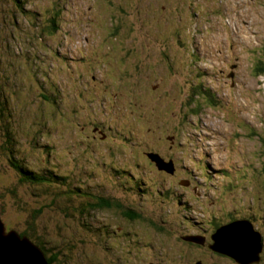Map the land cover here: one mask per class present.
<instances>
[{
    "label": "rangeland",
    "instance_id": "rangeland-1",
    "mask_svg": "<svg viewBox=\"0 0 264 264\" xmlns=\"http://www.w3.org/2000/svg\"><path fill=\"white\" fill-rule=\"evenodd\" d=\"M53 3L62 10V22L54 42L47 43L67 58L58 67L52 51L53 57L38 59L39 48L49 50L33 41L39 32L24 18L14 17L20 30L6 27L8 8L0 0V85L9 78L11 55L19 60L27 53L42 65L53 61L52 81L65 93L62 100L72 103L71 120L69 115L56 119L52 136L44 138L56 147L58 164L76 174L82 167L92 173L86 182L108 187L93 172L97 162L112 160L123 170L119 174L141 175L151 186V195L141 197L138 206L148 217L132 226L138 231L134 239L115 237L116 254L86 246L97 264H238L183 237L208 239L242 215L264 231V71H259L264 68V0H26L24 9L28 15L42 13ZM15 66L21 75L20 63ZM13 74L12 86L21 92L20 76ZM200 84L217 103L208 102ZM26 105L34 107L31 95ZM53 107H38L42 119L55 113ZM31 113L13 114L22 142L28 127H38L28 121ZM154 149L173 162L174 174L150 161L146 153ZM40 203L17 182L0 152L1 221L18 232L50 231L55 237L56 231H70L74 223L51 207L31 227L30 216ZM91 223L101 231L116 225L100 212Z\"/></svg>",
    "mask_w": 264,
    "mask_h": 264
},
{
    "label": "trees",
    "instance_id": "trees-1",
    "mask_svg": "<svg viewBox=\"0 0 264 264\" xmlns=\"http://www.w3.org/2000/svg\"><path fill=\"white\" fill-rule=\"evenodd\" d=\"M4 1L8 8L6 11L8 18H5L6 27L12 31H15L16 28L20 30V27L14 21V17L24 18L28 26L39 32L37 35L38 39H33V41L49 50V52L42 53L41 48H39L38 50L42 55H38V59H43L41 56L46 58L53 57L52 51L56 58V67L62 66L61 63L67 60L66 56H61L55 48L47 43L48 40L54 42L55 35L59 31V24L62 22L60 6L53 3L51 7H46L42 13L38 12L28 15L29 11L27 13L24 9L26 0ZM30 18L34 20L32 25L29 24ZM28 45L29 43L26 42L22 46L27 47ZM21 55L19 60H15L12 55L7 59L8 61L11 60L10 66L13 69L6 66L9 78L6 86L4 84L0 85V87L6 88L0 100V152L7 166L16 175L17 182L22 186L28 187L32 198L41 201L39 204L41 207L34 209L30 216L31 227L33 226V220L43 213L42 210L44 208L48 207H51L54 212L60 214L64 219L73 222L74 225L68 226L70 231H65V234L63 233L64 231H56L57 236L55 237L50 231H30V229H25L19 231V233L21 236H27L41 248L49 264H97V259L88 251L86 246L93 243L99 246L102 252L104 250L107 255L116 254L115 250L118 252L119 244L115 245L113 243L115 237L119 236L121 239H125L127 236L132 235V239H134L138 231H132V226L142 223V220L148 217L146 213H143V208L138 206L143 204L141 197L147 198L151 195L149 193L151 186L143 183L145 181H142L141 175L136 178L131 177L129 172L126 171L129 175L122 176L119 173L123 170L120 171L112 160L110 162H97V168L93 172L97 178L103 176V182L105 181L108 187L86 182L87 177L91 176L92 173L82 171V167L76 174L74 171L67 172L61 167V164H58L59 154H57L56 147L52 144L51 139L46 140L44 138L52 136L51 129L58 126V119L61 122V119H66L65 116L69 115L72 103L70 98H67V101L62 100L65 93L60 92L59 88L54 85V80L52 81L50 73H52L51 66L53 61L52 63L48 62L49 65H42L41 62L37 60L35 62V59L32 60L30 54L21 53ZM30 59L31 63H29ZM16 62L20 63V68L23 71L21 75L17 71L18 67L15 66ZM36 65L38 68L35 67ZM48 69L49 73L47 74ZM13 71L16 72V76H20L18 80L20 87L23 85L21 92L12 86L15 83ZM259 71H264V68H260ZM42 72L46 74H42ZM200 86L201 92L209 99L208 102H218L211 90L203 87V84H200ZM30 95L35 105L33 108L28 106V110L26 109V104ZM24 102L26 103L25 105H23ZM41 106H45L47 110L50 106H54L55 113L51 112L42 119V111L38 112V107ZM63 106L68 108V111H60L59 109ZM18 109L23 114L33 110V113L27 119L31 123L36 121L38 126L33 130L28 127L27 135L24 137L25 142L21 141L22 137L19 134L18 127H15L16 124L14 125L12 121L13 114ZM70 120L71 117L69 115L68 121ZM23 126H27V124ZM95 127L102 131L101 127L103 126L100 127L99 124H96ZM40 138L43 139V142H40ZM130 143H134V140L130 139ZM126 144L125 142L122 146H126ZM91 152L92 156H94L93 149ZM151 152L156 151L154 149ZM109 171H114L116 176L114 177ZM137 179L140 180V183L136 182ZM116 189L119 190V194L116 193ZM160 194L167 193L166 191L164 193L160 191ZM98 212L100 214L108 213V216L114 220L116 225L109 224L110 228L105 225L103 231L97 230V226L94 223L92 225L91 222L96 218V213ZM125 224H127V227H123L122 230L118 228L120 225ZM111 226H114L115 229H112ZM195 232L202 233L201 231ZM133 242L131 245H136V250L139 249V245L134 240ZM120 244L123 245V241ZM211 244H213V239L208 242L205 239L204 244L198 245H207L210 248ZM81 249L82 252L80 251ZM210 250L212 249L210 248ZM82 253L87 254L88 257L83 259ZM90 257H93V259Z\"/></svg>",
    "mask_w": 264,
    "mask_h": 264
},
{
    "label": "water",
    "instance_id": "water-1",
    "mask_svg": "<svg viewBox=\"0 0 264 264\" xmlns=\"http://www.w3.org/2000/svg\"><path fill=\"white\" fill-rule=\"evenodd\" d=\"M105 137V135H102ZM159 171L175 173L173 162L166 161L160 154H147ZM184 240L204 244L205 237L188 235ZM213 244L210 248L220 254L233 258L239 264L259 263L263 250L262 235L253 223L247 219L233 220L216 229L212 234ZM215 241V243H214ZM0 264H49L39 246L27 236H21L17 230H7L0 219ZM196 264H201L197 261Z\"/></svg>",
    "mask_w": 264,
    "mask_h": 264
},
{
    "label": "flooded vegetation",
    "instance_id": "flooded-vegetation-1",
    "mask_svg": "<svg viewBox=\"0 0 264 264\" xmlns=\"http://www.w3.org/2000/svg\"><path fill=\"white\" fill-rule=\"evenodd\" d=\"M241 218L244 219V215H242ZM263 223H264V222H263ZM258 229H259V231L261 232L262 237H263V250H262V253L260 254V256H261L260 263H261V262L264 260V231H261L260 228H258ZM7 230H9L8 227H7ZM211 232H213V231H211ZM213 233H214V232H213ZM213 233H212V234H213ZM211 236H212V235H210L208 239L205 238V239H206V242H208L210 239H212ZM208 250L211 251V252H213V253H215V254H218V255H221V256H225V257H227L228 260H231V261H233V262H236L233 258H231V257H229V256H226V255L220 254V253H218V252H216V251L210 250V248H208ZM236 263H238V262H236ZM260 263H259V264H260ZM238 264H239V263H238ZM254 264H258V263H254Z\"/></svg>",
    "mask_w": 264,
    "mask_h": 264
},
{
    "label": "clouds",
    "instance_id": "clouds-1",
    "mask_svg": "<svg viewBox=\"0 0 264 264\" xmlns=\"http://www.w3.org/2000/svg\"><path fill=\"white\" fill-rule=\"evenodd\" d=\"M244 219H247V218H244ZM237 220V219H236ZM247 220H249V219H247ZM251 221V220H250ZM252 222V221H251ZM253 223V222H252ZM254 225V224H253ZM257 230V229H256ZM258 231H259V229H258ZM260 232V231H259ZM261 233V232H260ZM262 235V234H261ZM262 243H263V237H262ZM262 253V252H261ZM261 257V256H260ZM254 264V263H253Z\"/></svg>",
    "mask_w": 264,
    "mask_h": 264
}]
</instances>
